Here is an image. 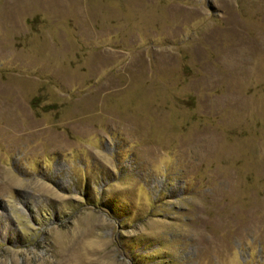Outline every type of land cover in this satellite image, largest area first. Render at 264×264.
<instances>
[{"label": "rangeland", "instance_id": "rangeland-1", "mask_svg": "<svg viewBox=\"0 0 264 264\" xmlns=\"http://www.w3.org/2000/svg\"><path fill=\"white\" fill-rule=\"evenodd\" d=\"M0 264H264V0H0Z\"/></svg>", "mask_w": 264, "mask_h": 264}]
</instances>
